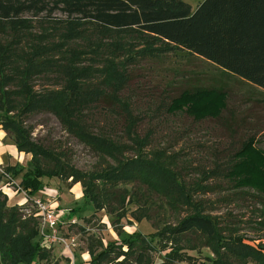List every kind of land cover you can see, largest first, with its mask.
Segmentation results:
<instances>
[{"label":"trees","instance_id":"1","mask_svg":"<svg viewBox=\"0 0 264 264\" xmlns=\"http://www.w3.org/2000/svg\"><path fill=\"white\" fill-rule=\"evenodd\" d=\"M50 4L66 15L65 20L52 24L61 27V41L30 52H17L12 42L0 45V130L12 139L18 154L31 156L25 167L19 163L0 166V182L7 177L10 183L20 176L19 188L32 198L47 186L44 181L71 180L70 188L81 185L84 207L92 205L97 212L108 209L113 213L111 225L117 241L104 246L101 240L89 238L87 264L152 263L148 253L157 249L150 240L139 232H125L121 225L127 218V199L136 206L130 213L134 221L150 219L155 210L146 208L145 201L151 194L177 216L173 224L149 236L159 238L158 251L167 249L162 264L187 262L181 242H192L197 236L202 247L214 255L210 264H264V244L256 248L244 244L237 230H231L227 222L224 226L221 217L211 215L204 203L195 200L194 190L180 180L164 153L144 152L147 138L135 134L137 119L119 96L128 82L126 63L133 57H125L124 42L107 44L109 38L122 34L151 38L264 90V0H202L194 12L180 0H0V34L17 35L15 24L23 14L38 15ZM149 51L161 52L158 48ZM37 78L58 87L38 92L33 85ZM224 96L212 90L184 91L172 99L166 111L184 113L197 122L217 119L225 109ZM106 100L114 102L124 115L128 144L100 133L89 117ZM35 114L54 116L66 134L105 162L109 159L105 167L78 170L64 152L35 141L25 125V119ZM128 151L133 152L131 157L126 156ZM222 166V177L233 190L248 189L264 197V150L256 149L253 139L244 141ZM120 184H133L135 191L116 192ZM7 201L0 190V264H38L47 258L41 252L38 223L25 217L19 207L7 206ZM159 204L153 205L158 208ZM80 211L81 206L71 209L67 220ZM262 215L257 225L264 230V212Z\"/></svg>","mask_w":264,"mask_h":264},{"label":"rangeland","instance_id":"2","mask_svg":"<svg viewBox=\"0 0 264 264\" xmlns=\"http://www.w3.org/2000/svg\"><path fill=\"white\" fill-rule=\"evenodd\" d=\"M180 1L188 4L192 12L202 2ZM51 6L50 4L48 10L38 15L23 14L20 17L21 21H16L15 24V27H18V34L10 32L0 34V45L12 42L17 46V52H30L37 46H49L54 41H61L63 34L60 33L61 27L52 24L54 21L65 20L66 15ZM2 28L5 30L6 25H2ZM120 41L126 44L125 57L132 56L133 60L126 63L128 82L119 96L128 103L131 115L137 119L135 134L139 138H147L144 152L164 153L180 180L194 190L195 200L204 203L211 215L221 217L224 226L227 222L231 230H237L236 234L244 238V244L253 248L264 244V230L257 225L263 219L264 197L255 195L248 189L233 190L222 177L220 167L227 164L241 144L249 139H253L256 149L264 150V91L246 84L187 51L170 49L151 38L122 34L109 38L107 44L113 45ZM152 48H158L161 52H150ZM140 50L146 52L135 56L134 54ZM33 85L38 92L58 87L55 83L41 78L35 79ZM195 90H212L225 94V109L219 118L197 122L181 112L167 113V106L172 99L184 91ZM100 105L102 109L93 110L92 115H89L94 119L97 129L116 141L128 144L129 141L123 131L124 115L121 110L109 100ZM25 125L30 128L35 141L64 152L78 170L87 172L103 168L109 161L100 159L89 148L66 134L58 120L51 114L31 115L25 119ZM15 150L12 139L0 130V153L3 154L1 167L16 163L26 166L31 156L17 153L15 158L13 157L16 154ZM132 155V151L126 153L127 157ZM215 170L219 175L214 174ZM8 181L9 178L6 177L0 182V190L8 200L7 206L19 207L25 217H31L39 223L40 220L35 217L33 199L25 200L19 188L20 176L10 183ZM70 181L59 179L44 181L47 186L32 197H42L43 193H46L52 197L56 196L60 209L70 211L76 206H81L82 209L72 218L76 219V224H69L66 220L59 227L64 243L54 244L56 247H52L51 252L46 248L41 249L47 258L38 261V264H70L73 261V264H81L82 256L87 252L89 238L101 240L104 246L117 241L111 225L115 215L113 213L110 215L108 209L97 212L92 205L84 207L82 194L80 195L81 185L76 184L70 188ZM195 185H199L201 189H197ZM117 189L133 193L135 186L120 184L116 187V192ZM127 201L128 199L125 203V208L128 209L127 218L121 221V225H124L123 230L127 233L139 232L146 236L157 249L148 253L151 264H162L167 249L165 252L158 251L161 245L159 238L149 236L162 227L173 224L176 214L163 208L159 204V198L151 194L147 197L145 205L146 208L155 211L150 213V219L136 222L130 216L136 206L130 205ZM152 203L160 206L157 208ZM202 244L203 241L198 236L192 242H181V246L184 247L181 253L189 259L187 262L174 261L171 264H210L214 255L208 248L202 247ZM191 245H195L194 250Z\"/></svg>","mask_w":264,"mask_h":264},{"label":"built area","instance_id":"3","mask_svg":"<svg viewBox=\"0 0 264 264\" xmlns=\"http://www.w3.org/2000/svg\"><path fill=\"white\" fill-rule=\"evenodd\" d=\"M24 194V199H33L32 203L35 207V217L40 221L38 223V231L41 236V249L51 250L54 244L64 243L63 238L60 236L59 227L64 224L69 215L68 210H63L59 208L56 196H50L43 193L42 197L29 198L27 194L21 190ZM69 224H76V219H71L67 221ZM70 264H73L70 263Z\"/></svg>","mask_w":264,"mask_h":264},{"label":"crops","instance_id":"4","mask_svg":"<svg viewBox=\"0 0 264 264\" xmlns=\"http://www.w3.org/2000/svg\"><path fill=\"white\" fill-rule=\"evenodd\" d=\"M227 73H229V72H227ZM230 75H232L231 73H229ZM234 76V75H233ZM236 77V76H235ZM238 78V77H237ZM240 80H242V81H244V82H246V84H248V85H251V86H253V87H255V88H257L258 90H260V91H264L262 88H260V87H258V86H256V85H253L252 83H250V82H248V81H246V80H244V79H241V78H239ZM16 151V150H15ZM17 151H16V154H12L13 155V157H17L16 155H17ZM24 155V154H23ZM3 156V154L2 153H0V164H1V161H2V157ZM17 164V163H16ZM15 165V164H14ZM14 165H12V166H14ZM82 193L80 192V195H81ZM60 208V207H59ZM56 247V245L55 246H53V248H55ZM53 248H51V250H50V252L53 250ZM85 256H87V258L85 257ZM82 258H83V263H81V264H87L89 261H90V257H89V254L86 252V255L84 254L83 256H82ZM74 262V261H73Z\"/></svg>","mask_w":264,"mask_h":264}]
</instances>
